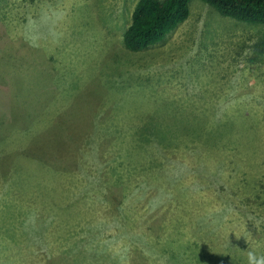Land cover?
Here are the masks:
<instances>
[{
  "label": "rangeland",
  "instance_id": "374dc122",
  "mask_svg": "<svg viewBox=\"0 0 264 264\" xmlns=\"http://www.w3.org/2000/svg\"><path fill=\"white\" fill-rule=\"evenodd\" d=\"M137 1L0 0V264L264 256V24Z\"/></svg>",
  "mask_w": 264,
  "mask_h": 264
},
{
  "label": "trees",
  "instance_id": "16d2710c",
  "mask_svg": "<svg viewBox=\"0 0 264 264\" xmlns=\"http://www.w3.org/2000/svg\"><path fill=\"white\" fill-rule=\"evenodd\" d=\"M192 0H138L123 43L134 51L162 41L188 19ZM220 14L250 23L264 24V0H203Z\"/></svg>",
  "mask_w": 264,
  "mask_h": 264
},
{
  "label": "clouds",
  "instance_id": "9594fccd",
  "mask_svg": "<svg viewBox=\"0 0 264 264\" xmlns=\"http://www.w3.org/2000/svg\"><path fill=\"white\" fill-rule=\"evenodd\" d=\"M249 264H264V256L256 257L253 253H249Z\"/></svg>",
  "mask_w": 264,
  "mask_h": 264
}]
</instances>
